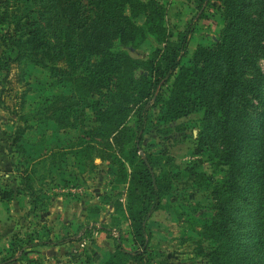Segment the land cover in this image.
Returning a JSON list of instances; mask_svg holds the SVG:
<instances>
[{"label": "trees", "instance_id": "obj_1", "mask_svg": "<svg viewBox=\"0 0 264 264\" xmlns=\"http://www.w3.org/2000/svg\"><path fill=\"white\" fill-rule=\"evenodd\" d=\"M27 1L0 0V40L5 46L1 68L27 62L47 69L51 75L62 74L69 78L75 96L53 95L42 99L43 109L18 115L8 150L21 151L25 131L37 130L35 125L51 121L61 129L76 126L77 136L65 150L94 153L93 157L108 160L117 181L126 176L123 158H127L130 173L123 214L132 249L126 251L116 245L100 264H161L153 259L145 223L168 191L169 178L153 170L151 155L142 152L136 156L131 137H127V147L115 143L121 131H126L130 113L136 123L134 139L139 138L137 134L143 130L154 101L162 104V120L202 108L198 150L216 160L221 189L228 197L240 198L249 213L247 238L241 240L232 232L227 204L215 207L202 227V237L213 243L206 253L210 264H264V75L257 64L264 55V0H217L223 19L221 33L212 45L194 49L186 69L179 58L185 51L184 36L178 47L156 49L146 60L109 50L114 39L121 46H129L145 34L157 42L164 41V8L157 0H48L47 6L38 5L36 10L27 6ZM208 1L194 0L196 8ZM48 6L51 15L43 22ZM135 14L144 17L142 25L133 22ZM38 20L48 25L55 41L52 46L40 31ZM82 55L94 58L93 70L75 71L76 60ZM138 67L145 73L135 79L133 72ZM175 72L173 86L162 100V83ZM239 97L255 101L259 110L254 115L241 113ZM43 156L41 153L22 161L18 171L33 208L45 203L36 192L40 186L33 187L42 179L35 172ZM242 172L245 181L240 180ZM11 193L0 190V200L9 199ZM32 236H26V247L34 244ZM9 261L4 258L0 264Z\"/></svg>", "mask_w": 264, "mask_h": 264}, {"label": "rangeland", "instance_id": "obj_2", "mask_svg": "<svg viewBox=\"0 0 264 264\" xmlns=\"http://www.w3.org/2000/svg\"><path fill=\"white\" fill-rule=\"evenodd\" d=\"M157 1L164 8V41L157 42L145 34L133 44L121 46L114 39L109 50L146 60L156 49L162 51L164 46L178 47L184 36L185 51L179 58L181 67L186 69L191 65L190 58L197 46H210L218 39L223 28L219 3L209 0L196 8L194 0ZM42 4L47 6L48 0L27 1V6L34 10ZM50 15L48 6L43 13V22ZM132 20L142 25L144 17L135 14ZM38 26L48 45L52 46L55 41L48 25L39 24L38 20ZM4 51L5 46L0 40V65ZM93 62L92 56L82 55L76 60L75 71H91ZM257 64L264 75V55ZM7 66V69L0 66V190H11L12 193L9 199L0 202V262L7 258L10 261L6 264H84L90 259L94 260L93 264H98L103 255L114 250L116 245L126 251L131 250L123 214L130 173L127 158H121L126 176L124 180L117 181L114 166L108 160L93 157L94 153L74 150L73 154L65 150L77 136L76 126L71 130L61 129L51 121L35 125L37 130L34 133L25 131L21 151L8 150L10 132L14 123L19 122L18 115L42 108V99L57 94L75 96V91L69 78L66 80L62 74L51 75L47 69L27 62L9 63ZM176 72L162 83V100L170 92ZM144 73L138 67L133 76L137 79ZM161 105L160 101H154L149 108L137 139H134L135 117L130 113L125 129L131 136L121 131L115 143L127 147L130 144L127 137H131L136 143L133 146L137 150L136 156L142 152L151 155L153 170L169 178L168 191L161 195L159 207L145 223L154 261L161 264H210L206 253L213 243L202 237V227L213 215L215 207L227 204L230 219H233L232 232L240 235L241 240L247 238L249 213L240 198L228 197L221 189L216 160L198 150L202 108L172 120H162ZM237 107L241 113L250 115L259 110L258 104L249 98L239 97ZM84 112L86 117L87 108ZM35 144L41 145L33 147ZM39 152L44 153L45 158L37 165L35 175L37 178L42 176V179L33 187L40 186L36 192L45 203L33 208L29 204L30 197L20 184L18 171L22 161H29ZM88 157L92 158L91 161L87 160ZM240 180L245 181L243 172ZM28 234H33L34 242L29 249L24 245ZM42 242L46 243L44 246L52 245L40 250L38 246ZM90 260L88 264H92Z\"/></svg>", "mask_w": 264, "mask_h": 264}, {"label": "crops", "instance_id": "obj_3", "mask_svg": "<svg viewBox=\"0 0 264 264\" xmlns=\"http://www.w3.org/2000/svg\"><path fill=\"white\" fill-rule=\"evenodd\" d=\"M34 132H35V131H33V133H34ZM24 134H25V133H24ZM23 137H24V135L22 136V139H23ZM22 139L20 140V143H21ZM33 143H37V142H33ZM40 143H41V142H40ZM36 145L40 146L41 144H35L33 147H36ZM41 153H42V152H41ZM41 153H40V152H39V153H36V154L33 155V156L40 155ZM1 201H4V200H0V202H1ZM2 203H3V202H2ZM35 245H36V244H35ZM35 245H34V246H35ZM40 245H41V246L36 245L35 247L37 248V246H38V248L40 247V250H41L42 247H45V248H46V247L49 246V248H50V246H51L52 244H50V245H48V246H44V245H42V244H40ZM32 247H33V245H31V246H27L28 249H29V248H32ZM109 251L111 252L112 250H109ZM108 253H109V252H107L105 255H103L104 258H105V256H106ZM89 256H90V258L92 257L91 255H89ZM104 258H103V259H104ZM89 260H90V259H89ZM89 260H88V261H89ZM98 260H99V259H98ZM93 261H94V260H92V261L90 260V262H91L92 264L94 263ZM83 263H84V262H83ZM100 263H101V261L98 262V264H100Z\"/></svg>", "mask_w": 264, "mask_h": 264}]
</instances>
